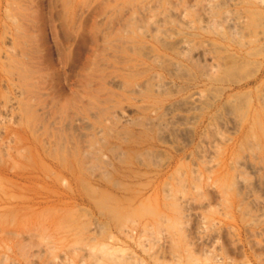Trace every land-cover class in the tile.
Masks as SVG:
<instances>
[{
	"label": "rangeland",
	"instance_id": "374dc122",
	"mask_svg": "<svg viewBox=\"0 0 264 264\" xmlns=\"http://www.w3.org/2000/svg\"><path fill=\"white\" fill-rule=\"evenodd\" d=\"M262 89L264 0H0V264H264Z\"/></svg>",
	"mask_w": 264,
	"mask_h": 264
},
{
	"label": "bare ground",
	"instance_id": "6f19581e",
	"mask_svg": "<svg viewBox=\"0 0 264 264\" xmlns=\"http://www.w3.org/2000/svg\"><path fill=\"white\" fill-rule=\"evenodd\" d=\"M227 17H228V16H227ZM224 18H226V17H224ZM228 18H229V17H228ZM228 18H226V19H228ZM228 20H229V19H228ZM232 20H233V19H232ZM222 21H223V20H222ZM232 22H233V21H232ZM227 24H228V23H227ZM227 24H226V25H227ZM233 25H234V22H233ZM235 25H236V23H235ZM211 26H212V25H211ZM236 26H238V24H237ZM231 27H232V25H231ZM233 29H234V28H233ZM233 29H232V30H233ZM232 30H231V31H232ZM232 33H233V32H232ZM262 90H263V89H262ZM263 91H264V90H263ZM256 92H257V91H256ZM262 95H263V94H262ZM262 95H261V96H262ZM240 96H241V94H240ZM240 96H239V97H240ZM245 96H246V95H245ZM263 96H264V95H263ZM263 96H262L261 101L258 102L259 105H258V103H257L256 100H255V104H254V103H252L253 100L250 99V100H249V101H250V104H251V105H250V108H254L255 110H257L258 107H261V108L264 109V97H263ZM250 97H251V96H250ZM250 97H249V98H250ZM260 98H261V97H260ZM260 98H257V100H259ZM243 99H244V98H243V96H242V97H241V103H243V102H242ZM255 99H256V98H255ZM194 100H196V99H194ZM189 101H190V100H189ZM185 103H186V102H185ZM187 103H188V102H187ZM230 103H231V102H230ZM235 103H236V102H235ZM238 103H239V102H238ZM245 103H246V102H245ZM190 104H192V103H190ZM239 104H240V103H239ZM220 105H221V104H220ZM240 105H242V104H240ZM257 105H258V106H257ZM227 106H228V105H227ZM242 106H243V105H242ZM168 107H170V106H168ZM171 108H172V107H171ZM226 108H228V107H226ZM167 109H168V108H167ZM237 109H239V106L237 107L236 105H230V113H233V112H231L232 110H233V111L235 110L234 112H236ZM259 109H260V108H259ZM215 110H216V109H215ZM223 110H224V109H223ZM225 110H226V109H225ZM239 110H240V109H239ZM255 110H254V111H255ZM260 110H261V109H260ZM260 110H259V111H260ZM228 111H229V110H228ZM250 111H251V110H250ZM252 111H253V110H252ZM262 111H263V110H262ZM263 112H264V111H263ZM219 113H220V112H219ZM224 113H226V112H224ZM228 113H229V112H228ZM240 113H241V112H240ZM240 113H239V114H240ZM243 113H244V115H245V111H244ZM252 113H255V112H251V114H252ZM164 115H165V114H164ZM164 115H163V116H164ZM234 115H236V114H234ZM249 115H250V113H249ZM254 115H255V114H252V115L250 116V117H252L250 120H252V125H253V127H252V125H251V126H248V127H250V128L252 127L251 129H253V128H255V127H258V129H260V131H261V127L264 126V121H260V118H259V119L254 118ZM256 115H257V114H256ZM256 115H255V116H256ZM262 115H264V114H262ZM242 116H243V115H242ZM160 117H161V116H160ZM234 117H235V116H234ZM243 117H244V116H243ZM243 117H242V118H243ZM242 118H241V119H242ZM248 118H249V117H248ZM158 119H159V118H158ZM237 119H238V118H237ZM244 120H245V119H244ZM262 120H263V119H262ZM165 121H166V119H165ZM246 121H247V120L243 121V122H244V123H243V126H245V127L248 125ZM162 123H163V121H162ZM164 123H165V122H164ZM168 123H169V122H168ZM156 124H157V123H156ZM158 124H159V123H158ZM240 124H241V123H240ZM166 125H167V124H166ZM238 125H239V124H238ZM158 126H159V125H158ZM160 126H161V125H160ZM166 127H167V126H166ZM169 127H171V126H169ZM245 127H244V128H245ZM259 127H260V128H259ZM158 128H159V127H158ZM167 128H168V127H167ZM144 129H145V128H144ZM160 129H161V128H160ZM263 129H264V127H263ZM158 130H159V129H158ZM248 130H250V129L248 128ZM155 131H156V130H155ZM243 131H244V130H243ZM246 131H247V129H246ZM254 131H255V129H254ZM257 131H259V130H257ZM158 132H159V131H156V135L158 134ZM128 134H129V133H128ZM171 134H172V133H171ZM173 134H174V133H173ZM245 134H246V133H245ZM250 134H251V133H250ZM247 135H248V133H247ZM187 136H188V135H187ZM248 136H249V135H248ZM256 136H257V135H256ZM260 136H262V135H260ZM155 137H156V136H155ZM245 137H246V136L244 135V138H245ZM249 138H250V137H249ZM252 139H253V135H252ZM258 139H259V137H258ZM244 140H245V139H244ZM253 140H254V139H253ZM242 141H243V139H242ZM242 141H241V143H242ZM246 141H247V139H246ZM246 141H245V142H246ZM248 141H249V140H248ZM255 141H256V140H255ZM255 141H254V142H255ZM257 141H258V140H257ZM258 142H259V141H258ZM243 143H244V142H243ZM249 143H250V142H249ZM245 144H247V143H245ZM245 144H244V146H246ZM255 144H256V143H255ZM242 145H243V144H242ZM251 145H252V142H251ZM253 146L255 147V145H252V147H253ZM252 147H251V146H250V147L248 146L249 149H250V148L252 149ZM256 148H257V147H256ZM258 148H259V146H258ZM258 148H257V149H258ZM249 149H248V150H249ZM251 149L249 150V152H250V151L252 152ZM253 149H255V148H253ZM254 151H255V150H254ZM130 152H131V151H130ZM150 152H151V151H150ZM256 152H257V151H256ZM120 153H124V152L122 151V152H119V154H120ZM144 153H145V152H144ZM144 153H143V154H144ZM117 154H118V152H117ZM133 154H134V153H133ZM146 154H147V156H148L149 152L146 153ZM146 154H145V155H146ZM250 154H251V153H250ZM121 156H123V155H121ZM136 156H137V155H136ZM33 157H34V156H33ZM149 157H151V155H150ZM136 158H137V157H136ZM151 158H152V157H151ZM119 160H120V159H119ZM121 160H122V159H121ZM244 161H245V160H244ZM245 162H246V161H245ZM68 164H69V163H68ZM59 165H60V164H59ZM70 165H71V164H70ZM107 176H108V175H107ZM104 177H105V175H104ZM109 178H110V177H109ZM109 178H108V179H109ZM105 179H106V177H105ZM114 181H115V180H114ZM104 182H105V181H104ZM107 183H108V182H107ZM114 184H115V183H114ZM114 184H113V185H114ZM231 184H232V182H231ZM231 184H230V185H231ZM83 185H84V184H83ZM232 185H233V184H232ZM117 186H118V185H117ZM86 189H87V187H86ZM87 193H88V192H87ZM93 193H94V192H93ZM146 207H147V206H146ZM101 208H102V206H101ZM155 210H156V209H155ZM148 211H149V210H148ZM154 213H155V212H154ZM132 214H133V213H132ZM2 217H3V216H2ZM128 217H129V216H128ZM153 217H154V215H153ZM125 218H126V217H125ZM110 219H111V218H110ZM112 220H113V219H112ZM102 246H103V245H102Z\"/></svg>",
	"mask_w": 264,
	"mask_h": 264
}]
</instances>
